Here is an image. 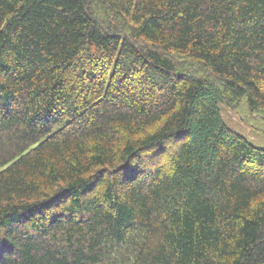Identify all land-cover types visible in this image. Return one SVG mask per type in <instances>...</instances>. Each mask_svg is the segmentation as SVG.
Masks as SVG:
<instances>
[{
	"label": "trees",
	"instance_id": "trees-1",
	"mask_svg": "<svg viewBox=\"0 0 264 264\" xmlns=\"http://www.w3.org/2000/svg\"><path fill=\"white\" fill-rule=\"evenodd\" d=\"M221 106L264 135V0H0V264H264Z\"/></svg>",
	"mask_w": 264,
	"mask_h": 264
},
{
	"label": "rangeland",
	"instance_id": "rangeland-1",
	"mask_svg": "<svg viewBox=\"0 0 264 264\" xmlns=\"http://www.w3.org/2000/svg\"><path fill=\"white\" fill-rule=\"evenodd\" d=\"M221 114L225 125L230 130L254 146L264 148V135L261 131H257L255 121L248 119L243 106L237 108L221 106Z\"/></svg>",
	"mask_w": 264,
	"mask_h": 264
}]
</instances>
